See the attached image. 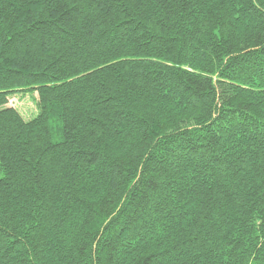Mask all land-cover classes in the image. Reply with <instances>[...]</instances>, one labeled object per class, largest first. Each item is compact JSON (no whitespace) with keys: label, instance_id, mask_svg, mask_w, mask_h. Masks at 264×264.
<instances>
[{"label":"trees","instance_id":"16d2710c","mask_svg":"<svg viewBox=\"0 0 264 264\" xmlns=\"http://www.w3.org/2000/svg\"><path fill=\"white\" fill-rule=\"evenodd\" d=\"M0 264H264V0H0Z\"/></svg>","mask_w":264,"mask_h":264},{"label":"rangeland","instance_id":"374dc122","mask_svg":"<svg viewBox=\"0 0 264 264\" xmlns=\"http://www.w3.org/2000/svg\"><path fill=\"white\" fill-rule=\"evenodd\" d=\"M37 93H19L9 97V105L18 109L26 119L34 117L37 112Z\"/></svg>","mask_w":264,"mask_h":264}]
</instances>
